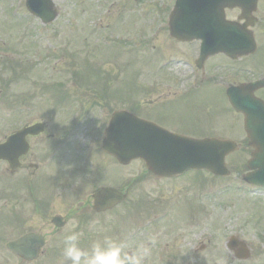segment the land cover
<instances>
[{
	"label": "flooded vegetation",
	"instance_id": "obj_1",
	"mask_svg": "<svg viewBox=\"0 0 264 264\" xmlns=\"http://www.w3.org/2000/svg\"><path fill=\"white\" fill-rule=\"evenodd\" d=\"M175 1L96 0L99 21L95 25L105 30L111 28V21L116 15H129L131 20L123 21L131 27L136 11L134 2L143 4L147 14L140 15V21L137 22L141 36L138 46L131 43L127 34L120 40L110 39L107 32L102 40L103 46L98 41L95 45L87 44L83 28L78 51L71 52L70 45L64 48L61 59L65 62V73H71L67 76L71 84L63 89L83 94L97 91L95 102L80 101L74 106L87 105L101 111L110 110L108 118H95L90 123H86V118L57 117L53 111L49 115L45 114V117L37 118L34 114V118H31L29 115L35 108V99L40 95L36 94L35 98L23 95L18 77L33 66V61L6 58L2 51L6 42L0 37V214L15 217L13 229L0 228V264H52V257L39 259L42 255L59 250V243L67 235L85 234L80 230L90 224L96 215L111 212L116 207L114 205L108 210L96 211L92 204L93 194L104 186L124 191L129 188L119 185L124 179H118L117 160L100 149L104 128L112 112L118 109V103L123 105L120 108L146 121L191 139L216 138L245 143L246 149H243L242 144L234 151L240 150L239 155L233 156L234 152H231L227 156V163L230 171L235 169L241 172V177L247 172V158L240 156L248 155L249 158L252 151L246 144L250 138L245 130V114L236 111L230 99L233 96L239 104H245L246 85L264 78V60H254L264 50L263 1L258 0V9L254 14L256 21L252 28L257 43L256 52L247 56L234 54L233 57L223 52L204 54L201 51V38L181 40L171 37L168 17ZM81 12L80 25L84 27L88 8L83 0ZM240 14L238 8L224 10L225 20L242 24ZM117 26L122 27V24ZM7 29L11 30L9 34ZM16 29L17 24L0 22V35L3 34L2 30L11 40L13 35L19 36ZM109 45H114L116 51L121 50V54L124 53L127 58L132 57L135 50L140 51L143 60H146L141 73L142 85L111 84L109 73L99 71L94 78L96 85L86 86L87 71L83 68L85 59L104 55L115 60ZM21 46L18 44L19 49L14 48L20 55L23 52ZM10 50L12 52V48ZM75 58L80 61L77 72L69 61ZM6 65L8 68H5ZM74 74H78L81 86L74 85ZM5 75L13 77L14 83L5 80ZM12 87L19 88V92L15 90L12 94ZM135 92H140L141 97L135 99ZM83 94L81 98H86ZM252 94L264 101V86L255 88ZM81 127L83 131L76 133ZM16 132L22 136L8 141ZM145 172L158 180L173 179L157 178ZM33 183L38 188L46 185V195L31 196L28 188ZM74 190H78L76 194ZM67 191L70 192L67 197L62 195ZM59 198L62 200L60 211L50 214L49 210H53V206L50 207L52 199L56 201ZM40 215H44L48 223L44 221L37 224ZM55 217L59 219H56L59 225L55 224ZM70 221L74 224L71 225ZM83 223L85 225L82 227ZM12 233L17 235L12 237ZM32 233L42 236L45 242L38 252L39 256H31L37 250L29 245H17L13 249L8 247L9 242ZM204 234L207 237H202ZM228 235H232V232ZM212 236L213 232L208 229L177 231L171 241L173 249H167L164 253L168 258L167 264H217L213 261V252H210L212 243H216V240L211 239ZM9 237L12 238L7 240ZM202 238L205 240L201 241ZM199 241L200 245L196 246ZM223 247L226 249L225 242ZM188 251L191 261H180L181 256ZM227 251L233 264L241 262L233 252ZM199 252L205 253L204 261L197 257Z\"/></svg>",
	"mask_w": 264,
	"mask_h": 264
},
{
	"label": "rangeland",
	"instance_id": "obj_2",
	"mask_svg": "<svg viewBox=\"0 0 264 264\" xmlns=\"http://www.w3.org/2000/svg\"><path fill=\"white\" fill-rule=\"evenodd\" d=\"M83 1L88 8V16L85 18L86 34L89 32L93 35L94 31L97 34L95 39L101 44L104 43L101 41V38L105 32L108 35H119L122 37H125L127 34L131 43L138 46V42L141 41L140 27H138V32V30H135V23L130 27L123 21H130L129 15H116L111 21L113 22L111 28L105 30V28H100L95 25L99 21L96 0ZM262 1L261 16L264 17V0ZM54 2L58 6V16L53 23L43 25L39 19L28 15L24 6V0H0V22L7 24L9 21L17 24L16 33L19 35H13V40H11L1 30L3 34L0 37L6 42L5 47L2 48L4 55L6 58L12 57L15 60L17 57L20 61L31 59L33 65L35 66L36 64V70L31 77H29L30 73L28 75L26 74V77H18V81L21 83V93L23 95L29 93V97L35 98V95L39 93L38 90L32 89V85L37 79L40 77L46 79L50 75V79H53L52 74L56 73L54 71L56 66L59 71L66 69L65 62L60 64L56 63L61 61L58 59L60 58L59 54L61 50L64 49L63 46L70 45L69 47L75 50L80 46L81 28H83L80 25V18L83 16L82 12L80 13L82 0H54ZM134 3L136 7L134 14L138 15L140 19V15H146L147 10L143 4ZM119 23L122 24V27L117 26ZM103 25H105V22ZM75 30L79 31L80 36L76 35L75 32L77 31ZM147 30L148 26L146 23ZM6 32L9 34L11 30L7 29ZM30 42L33 43L34 47H30V52L27 55H20L14 50V48L19 49L18 44L28 45ZM69 42H73L74 44ZM21 47L23 49V46ZM11 48L12 52L10 50ZM117 53L120 55L124 54H121V50H118ZM131 58L136 61V63L132 64V69L139 72L142 71L144 69L143 62L146 60H138L140 57L135 51ZM258 58L264 60V50L260 56L254 57V60ZM117 63H115L116 67L121 69V64L119 62ZM142 80L143 78L140 76L139 81L142 82ZM48 89L51 90L44 92L45 96L36 97V109L34 108L29 115L31 118H34V114L37 118L45 117V114H51L53 109L58 105L59 98L61 97L60 89L54 86H50ZM15 90L19 92V88L17 87H12L10 92L14 94ZM71 109L68 106H64V112H67L66 117L86 118V123H90L92 119L99 117L108 118L110 113V110L101 111L95 109L89 112L90 110L86 108L85 110H81V112H75ZM57 116L61 117V113H58ZM81 131H83L82 127L76 133ZM233 155H239V152ZM240 156L244 159L247 158L243 154H240ZM119 168L120 166L117 165L116 169ZM119 170L118 178L124 179L120 181L119 185L129 187L127 199L114 207L111 212L96 215L90 224L85 226L83 230H80L81 232H85V234H80V236L85 238L88 243H103L105 239H110L118 242L122 246L124 253L129 255L137 248L143 247L149 251L142 264H164L167 262L163 260L165 250L173 249L171 241L177 234V231H186V229L204 231L209 228L214 232L215 230H221L223 232L233 231L243 235L242 237L250 244L252 256L249 260L239 264H264V244H262L264 243V232L259 233L261 229L260 225H264V221H262L264 217H261L264 215V189L246 186L241 181V172L234 169L226 178H212L204 171L197 173L188 172L189 174L186 172L184 175L170 180H158L150 177L143 170L139 162L133 163L132 168L131 165L123 166ZM192 177L198 181H195ZM199 184L202 185L198 186ZM77 191L74 190L73 193L76 194L75 192ZM28 192L31 196H45L46 185L38 188L33 183L29 186ZM153 197H159L165 202L158 203L156 213L149 212L150 215L143 217L137 211L139 210V204H143L145 200H151ZM61 202V198L56 201L52 199L50 207L52 205L53 210L50 209L49 213L60 211L62 207ZM199 205L204 208V211L200 214H204L203 218L207 216L205 217L206 220H202L201 222L191 221L192 217L190 216L195 211L199 212ZM187 217H190L188 221ZM44 221H47L46 218L44 215H40L37 224L43 223ZM220 221L223 222L221 225L219 223ZM244 221L246 223H243ZM14 223V215L0 214L1 229H13ZM70 224L72 225L74 222L70 221ZM84 225L85 223L82 224V227ZM15 235L17 233H12L10 236L13 237ZM12 237L6 239L8 240ZM202 237H207V234H204ZM215 239L216 237H214ZM148 242H152V245L148 246ZM212 245L213 252L218 253L220 246L216 243H212ZM58 248L60 252L54 258L52 264H70L69 261L65 260L64 246L59 243ZM54 253L53 251L50 254L42 255L39 260L43 257L45 259H51V257L56 255ZM198 257L202 261L206 259L205 255ZM229 258V256L225 257L222 254H213V261L217 264H233L232 261H229ZM181 261L188 262L191 261V258L187 254L186 256L182 255Z\"/></svg>",
	"mask_w": 264,
	"mask_h": 264
},
{
	"label": "water",
	"instance_id": "obj_3",
	"mask_svg": "<svg viewBox=\"0 0 264 264\" xmlns=\"http://www.w3.org/2000/svg\"><path fill=\"white\" fill-rule=\"evenodd\" d=\"M257 0H177L170 15L171 34L178 38L202 39L204 54L225 51L229 54L249 53L255 49L252 32L246 27L252 25L251 13L256 9ZM29 11L49 22L56 16L52 0H26ZM241 8L245 23L226 21L225 7ZM264 85V80L246 87L245 104H239L232 96L236 109L246 114V128L250 137L249 145L254 148L248 161L244 179L250 183L264 186V104L251 96V91ZM21 134L11 139H18ZM102 148L114 154L122 163L141 158L152 172L171 176L182 173L188 168H205L214 174H226L225 154L236 148L233 142L212 140H192L187 137L168 133L148 124L125 111L115 112L103 139ZM108 204L123 195L113 189H103L96 195ZM112 202V203H111ZM97 204V200H96ZM110 206V205H106ZM36 247L42 245L37 238ZM28 240L23 238L21 242ZM24 243V242H23Z\"/></svg>",
	"mask_w": 264,
	"mask_h": 264
},
{
	"label": "clouds",
	"instance_id": "obj_4",
	"mask_svg": "<svg viewBox=\"0 0 264 264\" xmlns=\"http://www.w3.org/2000/svg\"><path fill=\"white\" fill-rule=\"evenodd\" d=\"M79 239V233L64 239V257L70 264H142L149 251L140 247L129 255L118 242L110 239L94 242L89 250H84L79 246Z\"/></svg>",
	"mask_w": 264,
	"mask_h": 264
}]
</instances>
